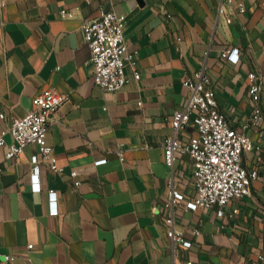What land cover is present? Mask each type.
<instances>
[{
    "label": "crops",
    "instance_id": "crops-1",
    "mask_svg": "<svg viewBox=\"0 0 264 264\" xmlns=\"http://www.w3.org/2000/svg\"><path fill=\"white\" fill-rule=\"evenodd\" d=\"M101 11L125 16L140 73L134 80L126 66L128 83L113 92L94 84L81 30ZM227 49L238 50L236 64L222 58ZM199 70L230 127L252 143L243 167L258 173L250 195L223 217L185 209L195 197L188 154L164 163L173 113L188 101L182 80ZM250 73L262 87L255 125ZM46 90L68 97L44 135L62 172L42 164L34 192L37 146L11 161L0 148V256L13 264H264V0H0V130ZM195 135L189 125L180 144ZM169 185L183 196L172 215L189 248L166 237Z\"/></svg>",
    "mask_w": 264,
    "mask_h": 264
},
{
    "label": "built area",
    "instance_id": "built-area-1",
    "mask_svg": "<svg viewBox=\"0 0 264 264\" xmlns=\"http://www.w3.org/2000/svg\"><path fill=\"white\" fill-rule=\"evenodd\" d=\"M236 7L240 13L244 11L241 2H238ZM125 22L126 18L123 15L101 11L97 18L81 23L83 40L90 52L88 64L93 69V82L103 91H117L128 83L124 72L126 66L131 69L134 80L140 78L137 53L129 52L124 40ZM226 22L230 23V20ZM222 58L236 64L239 60L238 50L227 49ZM248 80L249 94L254 103L251 124L255 125L263 119L257 105L262 87L261 83L257 82L255 74L250 73ZM210 83V78L203 70L183 78L182 86L188 92V101L184 108L173 113L170 121L172 135L163 143L164 163L170 167L175 153L188 154L192 164L195 197L185 203V209L193 212L198 209H215L217 216L223 217L225 207L250 195L251 185L257 179L258 173L256 170H247L243 167V153L252 149V143L248 137L231 128L225 115L218 110ZM67 101V96L57 94L54 90H46L33 99V108L30 112L22 118L12 119L0 130V148H7L5 161L16 159L27 145L37 146L38 154L32 156L30 160L32 167L30 178L34 192L41 190L39 175L42 164L53 174L62 172L53 149L44 143V135L52 116ZM4 118V114L0 113V120ZM189 125L195 128L196 135L189 143L181 145L179 134ZM248 126L244 124L242 129ZM6 136L10 137V144H6ZM118 156L121 154L118 153ZM103 162L104 160H101L96 164ZM1 173L0 162V175ZM168 189L165 208L170 214L165 218L166 237L172 244L177 243L189 248L190 242L184 239L182 232L175 229L172 215L173 207L183 201V196L173 190L171 185ZM48 200L51 203L56 202V192L50 191ZM237 212L234 208L231 214ZM193 233L199 234L198 230H194ZM32 247L27 246V250H31ZM13 261V256H0V264H13Z\"/></svg>",
    "mask_w": 264,
    "mask_h": 264
}]
</instances>
